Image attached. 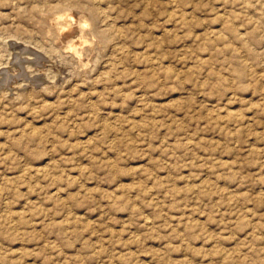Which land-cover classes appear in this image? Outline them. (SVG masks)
<instances>
[{
    "label": "rangeland",
    "instance_id": "obj_1",
    "mask_svg": "<svg viewBox=\"0 0 264 264\" xmlns=\"http://www.w3.org/2000/svg\"><path fill=\"white\" fill-rule=\"evenodd\" d=\"M0 264H264V0H0Z\"/></svg>",
    "mask_w": 264,
    "mask_h": 264
},
{
    "label": "bare ground",
    "instance_id": "obj_2",
    "mask_svg": "<svg viewBox=\"0 0 264 264\" xmlns=\"http://www.w3.org/2000/svg\"><path fill=\"white\" fill-rule=\"evenodd\" d=\"M66 17V16H65ZM74 17V16H73ZM94 17H95V14H94ZM75 24V23H74ZM86 29V28H85ZM68 33V32H67ZM64 34V33H63ZM63 36V35H62ZM65 37H66V35H65ZM104 37V36H103ZM105 38V37H104ZM78 43V42H77ZM60 44V43H59ZM72 50V49H71Z\"/></svg>",
    "mask_w": 264,
    "mask_h": 264
}]
</instances>
